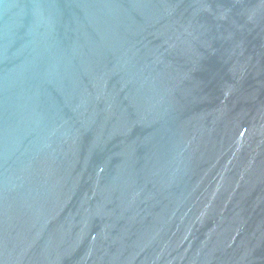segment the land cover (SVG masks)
Wrapping results in <instances>:
<instances>
[{"label":"water","instance_id":"95a60500","mask_svg":"<svg viewBox=\"0 0 264 264\" xmlns=\"http://www.w3.org/2000/svg\"><path fill=\"white\" fill-rule=\"evenodd\" d=\"M0 264H264V0H0Z\"/></svg>","mask_w":264,"mask_h":264}]
</instances>
